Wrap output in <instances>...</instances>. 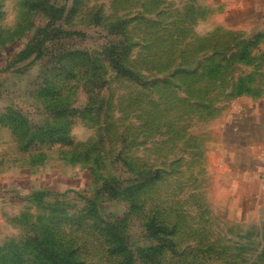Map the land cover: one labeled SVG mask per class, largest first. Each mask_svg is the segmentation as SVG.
<instances>
[{"label": "rangeland", "instance_id": "374dc122", "mask_svg": "<svg viewBox=\"0 0 264 264\" xmlns=\"http://www.w3.org/2000/svg\"><path fill=\"white\" fill-rule=\"evenodd\" d=\"M218 11L0 0V264H42L39 240L122 264L106 221L136 244L163 230L175 249L159 264H264V32ZM125 39L136 77L109 55Z\"/></svg>", "mask_w": 264, "mask_h": 264}, {"label": "trees", "instance_id": "16d2710c", "mask_svg": "<svg viewBox=\"0 0 264 264\" xmlns=\"http://www.w3.org/2000/svg\"><path fill=\"white\" fill-rule=\"evenodd\" d=\"M66 8L60 7H52L51 11V20L50 23L56 26V22L61 19L60 17L65 12ZM49 23V22H48ZM49 26V25H48ZM59 32L62 31L61 26H58ZM49 36V33L46 32L45 38ZM126 36L125 28L121 27V37ZM127 39H125V43L116 42L111 45L109 55L112 61L116 64V67H119L121 71H126L130 75L136 77V73L128 68L124 63H122L121 58L127 52ZM122 44V49L119 45ZM35 48V46L31 47L26 51L27 55ZM153 180H148L143 182L144 184H148ZM133 186L129 188V200L133 203H137L138 195L140 194V190L142 189V185L138 186L133 182ZM111 189V188H110ZM113 189V187H112ZM96 206V205H95ZM85 220V218H83ZM76 222V221H75ZM149 229L152 231L154 225L151 223ZM102 230L105 232V235L108 239V251L110 254H114L122 259V264H159L160 258L165 255V253L170 249H175V245L173 240H164L163 239V230L156 229L154 230L157 233L155 235L156 238L161 239L157 240L152 244L144 245V244H136L131 243L126 239V236L121 233L117 226L110 222H105ZM125 237V238H124ZM163 239V240H162ZM40 247L38 258L42 264H80V258L75 254V250L69 251H60L54 246H50L47 240H39Z\"/></svg>", "mask_w": 264, "mask_h": 264}, {"label": "crops", "instance_id": "0c3cea01", "mask_svg": "<svg viewBox=\"0 0 264 264\" xmlns=\"http://www.w3.org/2000/svg\"><path fill=\"white\" fill-rule=\"evenodd\" d=\"M213 1L219 8L217 19L220 22L235 29H248L251 33L264 32V0ZM255 100L263 102L264 111V92Z\"/></svg>", "mask_w": 264, "mask_h": 264}]
</instances>
